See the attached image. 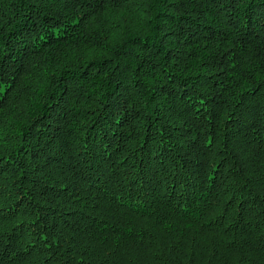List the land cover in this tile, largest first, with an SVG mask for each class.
Returning a JSON list of instances; mask_svg holds the SVG:
<instances>
[{
	"label": "trees",
	"instance_id": "obj_1",
	"mask_svg": "<svg viewBox=\"0 0 264 264\" xmlns=\"http://www.w3.org/2000/svg\"><path fill=\"white\" fill-rule=\"evenodd\" d=\"M0 264H264V0H0Z\"/></svg>",
	"mask_w": 264,
	"mask_h": 264
}]
</instances>
